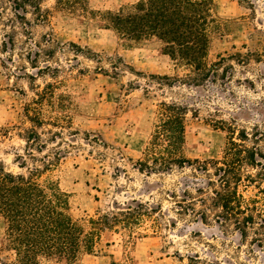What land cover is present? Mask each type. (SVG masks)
I'll list each match as a JSON object with an SVG mask.
<instances>
[{"label":"rangeland","instance_id":"obj_1","mask_svg":"<svg viewBox=\"0 0 264 264\" xmlns=\"http://www.w3.org/2000/svg\"><path fill=\"white\" fill-rule=\"evenodd\" d=\"M14 1L0 0L3 167L22 174L42 169L41 161L24 154V137L34 128L30 109L44 121L36 130L45 148L32 152L56 161L37 179L68 193L76 223L88 230L98 215L136 203L153 208L130 231L102 229L92 253L81 251L71 262L41 257L39 264H264V239L254 242L249 233L244 240L232 227L212 217L204 223L176 205L174 193H194V183L202 182L189 168L146 174L136 164L162 101L188 109L184 151L190 158L220 156L226 142L225 131L214 126L220 120L264 130L261 63L236 65L223 81L185 84L187 69L163 53L160 41L122 38L100 14L136 0H38V9L33 0L25 6ZM212 13L219 25L210 32L208 62L261 50L264 0H212ZM22 160L26 167L19 166ZM3 230L0 221V247ZM12 259L11 251L0 250V264Z\"/></svg>","mask_w":264,"mask_h":264},{"label":"trees","instance_id":"obj_2","mask_svg":"<svg viewBox=\"0 0 264 264\" xmlns=\"http://www.w3.org/2000/svg\"><path fill=\"white\" fill-rule=\"evenodd\" d=\"M37 1L31 2L38 9ZM14 2L25 6L27 0ZM100 14L122 38L141 41L154 37L160 41L163 53L176 65L187 69L183 77L185 84L199 86L208 81L226 80L236 65L245 67L252 60L261 63L264 69V34L258 41L260 51H236L208 62L210 32L219 25L212 13V0H136L116 11ZM29 112L27 109L34 128L24 137V154L41 161L42 169L48 170L56 161L44 155L37 158L31 149L34 146L41 153L45 148L36 130L44 121L35 111L33 116ZM187 112L185 105L176 102L159 103L153 132L141 159L136 162L137 170L151 174L189 168L191 177L202 182L200 186L194 183V193L187 189L181 195L174 193L176 205L183 213L197 215L204 223L212 217L218 224L232 227L244 240L251 233L252 241L262 242L264 130L256 125L247 130L239 127L235 120H220L214 125L226 133L220 156L190 158L184 151ZM25 164L22 160L19 166L23 168ZM42 169H28L27 174L13 173L0 162V221L4 226L0 250L13 253V259L3 264H39L41 257L74 261L81 251L93 252L102 229L122 227L130 231L139 225L142 216L150 215L149 211L153 210L136 203L118 213L90 218L89 229L85 230L69 212L68 193L55 182L41 183L37 179ZM195 204L200 208L196 209Z\"/></svg>","mask_w":264,"mask_h":264}]
</instances>
